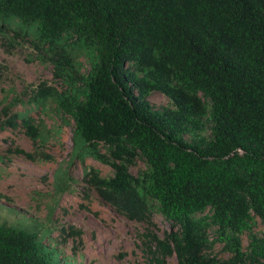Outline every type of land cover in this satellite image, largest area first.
Segmentation results:
<instances>
[{
    "label": "trees",
    "instance_id": "16d2710c",
    "mask_svg": "<svg viewBox=\"0 0 264 264\" xmlns=\"http://www.w3.org/2000/svg\"><path fill=\"white\" fill-rule=\"evenodd\" d=\"M0 19L30 29L63 86L24 87L2 130L43 144L32 112L71 122L74 157L108 168H89L85 187L128 221L169 222L149 264H264L252 230L264 229V0H0ZM152 93L170 106L153 108ZM40 232L0 223V264H74Z\"/></svg>",
    "mask_w": 264,
    "mask_h": 264
},
{
    "label": "rangeland",
    "instance_id": "374dc122",
    "mask_svg": "<svg viewBox=\"0 0 264 264\" xmlns=\"http://www.w3.org/2000/svg\"><path fill=\"white\" fill-rule=\"evenodd\" d=\"M1 25L5 26L0 29V110L24 87L41 81L62 90L52 78V67L40 61L42 55L32 44L30 29L24 36L25 27L15 19H0ZM79 61L85 72L87 64L83 58ZM147 100L153 108L170 106L159 93L150 94ZM22 109L19 103L12 112ZM31 114L47 129L43 144L33 142L21 128L2 130L0 125V223L33 220L50 245L74 264H149L151 236L162 238L171 230L169 222L155 212L151 225L117 215L81 181L91 167L102 175H108V168L90 158L74 157L72 123L61 124L52 112ZM142 169L136 162L129 170L136 175ZM62 170L66 180L60 177ZM252 230L264 231L259 222ZM212 254L226 257L222 243L214 244ZM165 264L176 262L169 258Z\"/></svg>",
    "mask_w": 264,
    "mask_h": 264
}]
</instances>
